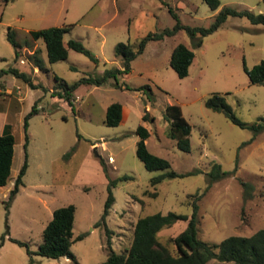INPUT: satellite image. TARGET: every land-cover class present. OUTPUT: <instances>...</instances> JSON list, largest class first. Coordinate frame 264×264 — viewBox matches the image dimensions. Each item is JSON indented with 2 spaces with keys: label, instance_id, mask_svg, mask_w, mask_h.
Segmentation results:
<instances>
[{
  "label": "rangeland",
  "instance_id": "1",
  "mask_svg": "<svg viewBox=\"0 0 264 264\" xmlns=\"http://www.w3.org/2000/svg\"><path fill=\"white\" fill-rule=\"evenodd\" d=\"M225 4L264 13V0H220L218 8L204 0H0V132L10 125L15 137L10 174L0 186V242L7 231L0 244V264H74L66 256L28 253L12 239L37 249L52 210L68 203L75 205L72 236L83 234L70 245L77 261H103L107 237L104 225L97 222L109 177L123 174L132 177L112 186L114 200L105 217L116 251L129 246L139 215L168 210L189 215L199 193L201 239L218 242L229 234L247 235L264 227V129L253 136L250 128L205 105L209 95L219 93L245 122L264 116V83L251 82L244 70V64L251 67L264 59V24L253 23L245 15H229L219 28L202 37L199 46L193 45L184 29L149 39L131 60L130 70L102 84L80 83L73 90L71 103L57 93L61 87L54 78L57 74L71 83L106 67L121 66L114 45L125 41L134 48L149 31L172 27L176 17L171 9L183 24L207 25ZM50 25L68 26L64 44L70 38L78 39L97 60L67 47L66 58L49 61L43 39H34L30 30ZM9 26L20 43L16 59L6 36ZM178 42L194 51L184 77L169 64ZM35 54L41 67L35 63ZM10 66L28 72L37 86L4 71ZM140 85H149L152 98L146 93L149 88H137ZM36 100L38 112L28 117L25 128V115ZM112 101L122 104L117 125L103 121ZM171 103L180 105L190 124L188 151L167 135L163 110ZM145 112L148 118H143ZM138 124L149 131L145 139L149 150L170 161L167 169L193 172L165 177L152 185L150 178L167 169H147L137 156ZM25 158L23 182L6 206L7 187L13 186ZM214 163H219L225 174L207 186ZM243 181L249 189L245 190ZM186 222L177 220L158 232L159 240L173 252L172 239ZM206 264L238 263L211 258Z\"/></svg>",
  "mask_w": 264,
  "mask_h": 264
},
{
  "label": "trees",
  "instance_id": "2",
  "mask_svg": "<svg viewBox=\"0 0 264 264\" xmlns=\"http://www.w3.org/2000/svg\"><path fill=\"white\" fill-rule=\"evenodd\" d=\"M211 8H218L220 0H204ZM176 21L172 27H165L162 30L149 31L141 37L134 48L129 42L118 41L114 45L115 55L122 60L121 66L106 67L101 73L83 75L78 80L66 82L57 74L54 78L57 80V86L61 87V91L57 93L64 96L68 102H72L73 90L80 83L102 84L109 77H116L120 73L130 70L131 60L141 53L149 39L161 38L165 34H173L180 29H184L194 40L193 45L199 46L202 43V37L219 28L229 15H245L253 23L264 24V13L255 12L248 8H236L230 4L222 5L218 11L212 16L211 21L207 25H189L183 24L178 18L177 13L171 9ZM68 29L65 25H50L39 29H31L30 33L34 39L41 37L47 52L48 60L53 62L64 59L68 55V48L71 47L77 51H81L88 55L92 60H97L91 51L78 39L70 38L67 45L63 42V33ZM7 39L14 46L15 59L19 54L18 48L20 43L15 38V30L8 27ZM194 51L191 47L183 42L176 43L169 57V64L175 70L178 76L184 77L188 73L189 65L192 62ZM35 63L39 67L42 62L38 55H34ZM244 70L251 82L264 83V59L255 63L251 67L244 64ZM4 71H10L14 75L22 77L32 87L37 86L31 80L28 72L19 69L16 66H10ZM118 84V83H117ZM139 89H150L149 85H140ZM146 92L148 97L152 98L151 89ZM38 100V99H37ZM37 100L33 103L31 109L26 113L24 126L27 127V119L29 116L38 112ZM205 105L213 110L222 112L232 122L241 127H248L253 131V136L264 129V116L259 120L247 123L239 118L234 112L231 105L222 94L212 93L205 99ZM122 118V104L119 101H112L106 106L103 121L107 125H117ZM143 118H148V113L143 114ZM163 118L168 122L167 135L176 141V145L183 150H190V124L182 114L180 105L171 103L165 106L163 110ZM136 132L139 137L136 141V154L143 162L147 169H167L170 167V161L161 155L155 154L149 150L145 139L149 136L148 129L143 124H138ZM27 142V134H25L24 147ZM15 137L10 129V125H5L4 130L0 132V186L7 183L14 153ZM110 156V155H109ZM102 162V160H101ZM27 168L26 158L23 161L15 179L13 186L9 189L6 206L18 192L23 182V175ZM104 170L106 168L104 167ZM193 171L177 172L174 169H167L150 178V183L155 185L165 177L182 176L192 173ZM108 175V173L106 172ZM211 182L225 174L219 163L212 165L211 171L208 173ZM132 175L123 174L117 177H109L108 193L104 202L101 220L97 224H103L106 233V258L98 264H206L211 258L221 261H235L238 264H264V227H261L251 234H229L218 242H208L198 236V210L199 205L197 199L202 193L196 195L192 200V211L188 215L186 213L168 210L163 213L155 211L139 215L132 230V238L127 248L116 251L111 245V228L108 227L105 217L109 212L110 206L114 200L112 186L119 180H126ZM245 190L249 189L246 182H242ZM248 191V190H247ZM75 216V205L68 203L55 207L52 210L51 218L42 229V239L37 249L31 250L26 241L12 237L17 243L24 245L28 253L35 252L47 257L58 258L68 255L74 264H80L70 249L71 242L76 238H81L83 234L73 237V220ZM187 220L186 226L173 237V244L176 252H173L166 244H163L158 238V232L166 226H170L177 220ZM7 231L1 235V240L5 238ZM11 237V236H10ZM0 242V244L2 243Z\"/></svg>",
  "mask_w": 264,
  "mask_h": 264
},
{
  "label": "crops",
  "instance_id": "3",
  "mask_svg": "<svg viewBox=\"0 0 264 264\" xmlns=\"http://www.w3.org/2000/svg\"><path fill=\"white\" fill-rule=\"evenodd\" d=\"M36 40H37V39H36ZM45 49H46V48H45ZM14 144H15V143H14ZM14 150H15V149H14ZM7 188H9V189H10V188H11V185H9Z\"/></svg>",
  "mask_w": 264,
  "mask_h": 264
},
{
  "label": "built area",
  "instance_id": "4",
  "mask_svg": "<svg viewBox=\"0 0 264 264\" xmlns=\"http://www.w3.org/2000/svg\"><path fill=\"white\" fill-rule=\"evenodd\" d=\"M112 157L111 156H108V159L110 160Z\"/></svg>",
  "mask_w": 264,
  "mask_h": 264
},
{
  "label": "water",
  "instance_id": "5",
  "mask_svg": "<svg viewBox=\"0 0 264 264\" xmlns=\"http://www.w3.org/2000/svg\"><path fill=\"white\" fill-rule=\"evenodd\" d=\"M66 257H68V255H65Z\"/></svg>",
  "mask_w": 264,
  "mask_h": 264
}]
</instances>
